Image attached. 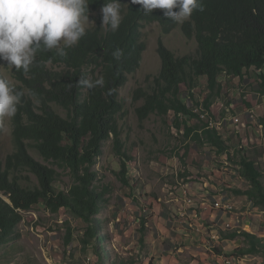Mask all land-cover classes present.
I'll return each mask as SVG.
<instances>
[{
    "label": "rangeland",
    "instance_id": "1",
    "mask_svg": "<svg viewBox=\"0 0 264 264\" xmlns=\"http://www.w3.org/2000/svg\"><path fill=\"white\" fill-rule=\"evenodd\" d=\"M127 4H120L121 11L126 9ZM98 20H102V12L89 7L90 22L86 29L95 28ZM184 22L178 23L167 35L158 23L144 26L142 41L146 50L140 68L128 76L126 84L120 89L123 116L119 125L123 152L130 161L125 163L127 173L123 175L124 159L116 152L113 142L108 141L96 166L99 178L96 185L107 190L105 198L108 201L99 216L101 235L104 237L101 246L108 256L103 264H217L214 256H222L233 264H264L262 254L239 259L237 249L246 247L242 237L225 240L226 233L217 231L218 240L211 239V234L217 233L218 224L224 220V212L217 210L216 205L229 204L231 211L227 218L230 224H238L240 218L250 223L251 232L248 233L264 240V211L255 207L248 197L237 194L251 188L240 174L242 157L256 163L264 185V88H260L262 81L254 70L249 71L244 82L223 78L222 96L210 108L216 125H219L217 130L227 144L226 154L198 144L192 137L186 139L180 131L174 133L172 114H169L166 124L156 115L141 122L136 114L143 101L134 100L135 92L147 90L161 71L160 42L176 57L197 55L196 40L187 39L182 32ZM41 55L47 57L42 52ZM44 63L45 69L50 72H60L64 68L52 58ZM33 65L25 74L23 70L8 67V63L3 61L0 72L10 80L15 91L23 93L20 105L26 104L36 115H40L42 103L38 91L42 90L40 86L45 84L46 76L39 73L32 75ZM181 90L183 101L192 109L199 107L197 105L207 95L204 80L193 98L186 94L184 86ZM50 106L62 117L66 116L65 111L55 103ZM248 111H254V120L248 119ZM228 118H239L240 124L226 123ZM195 124L202 125L199 122ZM14 151L13 123L12 118H8L0 131V162H5ZM29 154L40 164L54 167L45 162L35 149H29ZM56 171L55 188L67 191L72 185L68 172ZM23 177L24 183L37 186L38 180L34 175L26 172ZM123 177L127 183H124ZM187 183L191 192H186V198L192 200L198 201L202 197L200 194H205V186L212 191L205 196L211 205L209 212L201 211L197 206H184L182 189ZM193 186L202 189L199 196L192 194ZM1 198L9 202L2 194ZM193 212L198 214V218L189 214ZM182 213L187 215L182 216ZM22 215L23 221L18 227L21 239L0 249V264H101L93 247L84 249L81 244L87 225L68 211L52 214L39 204L29 212H22ZM225 228L227 225L222 227ZM234 230L236 228L229 232ZM69 231L73 234V241L66 245ZM161 231L166 234L163 238ZM208 236L211 246L203 245L204 238Z\"/></svg>",
    "mask_w": 264,
    "mask_h": 264
},
{
    "label": "trees",
    "instance_id": "2",
    "mask_svg": "<svg viewBox=\"0 0 264 264\" xmlns=\"http://www.w3.org/2000/svg\"><path fill=\"white\" fill-rule=\"evenodd\" d=\"M108 2L111 0H88L89 7L96 12ZM126 3L117 31H112L110 25L102 27V20H98L95 28L86 29L76 46L64 48L65 56H60L56 49L38 51L31 73L46 76L45 84L40 86L42 90L38 91L42 114L36 115L26 104L18 105L12 118L15 151L5 162H0V197L2 194L9 200L0 198V249L21 239L18 227L23 221L22 212L43 204L52 214L65 210L84 222L87 228L81 244L84 249L93 247L98 261L106 263L108 256L101 246L104 237L99 216L108 202L107 190L96 185L99 179L96 166L104 154V144L112 141L116 152L124 159L122 174L126 175L125 163L130 158L123 152L119 125L123 116L120 89L128 76L140 68L146 50L142 41L144 26L158 23L165 35L178 26L164 16L162 9L145 15L139 4L120 0V4ZM203 4L204 10L194 11L181 27L187 39L196 40L197 55L176 57L160 42L161 71L147 90L135 92L134 100L143 101L136 114L141 122L156 115L165 124L172 114L173 127L180 131L184 126L186 139L192 137L198 144L226 154L227 144L217 129H206L203 124L188 127L187 122L180 119V116L194 117L193 109L182 99L181 87L193 98L204 80L207 95L202 104L209 112L213 102L222 96L223 78L244 82L249 71L254 70L262 81L260 88H264V0H203ZM118 48L123 53L119 60L112 55ZM49 58L59 62L63 70L47 71L44 62ZM2 65L3 60H0V71ZM83 79H103L104 84L89 89L80 84ZM51 103L63 109L66 116L53 111ZM29 149H35L56 169L37 162ZM240 166V174L251 188L237 194L248 197L255 207L264 211V185L256 163L242 157ZM57 169L68 172L71 178L72 185L67 191H58L54 186ZM26 172L37 177V186L23 182ZM122 179L127 183L125 177ZM223 233H226L225 240L244 239L246 247L236 251L239 259L257 254L264 256V240L257 235L236 230ZM72 241L73 234L69 231L65 243L69 245Z\"/></svg>",
    "mask_w": 264,
    "mask_h": 264
},
{
    "label": "clouds",
    "instance_id": "3",
    "mask_svg": "<svg viewBox=\"0 0 264 264\" xmlns=\"http://www.w3.org/2000/svg\"><path fill=\"white\" fill-rule=\"evenodd\" d=\"M139 4L145 15L162 9L164 16L176 23L191 18L194 11H203V0H131ZM102 27L110 25L117 31L122 22L120 0H111L102 8ZM88 0H0V60L8 67L25 74L30 71L38 51L58 50L76 46L86 34L89 23ZM94 22V21H92ZM63 45V48L61 47ZM119 60V48L112 53ZM80 84L91 89L103 86V79H83ZM23 93L17 92L8 78L0 75V127L13 118Z\"/></svg>",
    "mask_w": 264,
    "mask_h": 264
},
{
    "label": "built area",
    "instance_id": "4",
    "mask_svg": "<svg viewBox=\"0 0 264 264\" xmlns=\"http://www.w3.org/2000/svg\"><path fill=\"white\" fill-rule=\"evenodd\" d=\"M194 117L192 118H185L183 116H180L181 120H185L187 122V126L188 127H194L196 124V122H199L201 124H203L205 126L206 129L209 130H216L218 128L219 125H216V121L213 117V115H211V112L207 111L204 107L203 104H199V107H197L196 109L192 110ZM247 113V117L248 119L254 120L255 119V113L254 111H248ZM174 119V117H173ZM233 122L234 124H240V119L239 118H235L234 120L231 119H227L226 123H230ZM172 129L174 130V133H176L177 129H175L174 127H172ZM185 132V128L184 126L182 127V129L180 130L181 134H184ZM201 131H199V133H201ZM178 133V132H177ZM215 191V190H214ZM186 192H191L190 186L189 184H186L183 189H182V194L185 196V200L184 203L186 206L191 207V206H195L194 202H188V200L186 199ZM212 191H210L209 189H207V186H205L204 189V193L205 196L211 194ZM3 196V195H2ZM230 206L229 204H224L223 206L221 205H216L217 210H220L224 215V220L223 223H221L220 225H218V228L216 229V232H220L222 231V227H224V225H232L233 228H236V232L240 233V232H251V225L248 222H244L239 218V223L238 224H230V220L229 218H227V214H229L230 211ZM194 215L196 218H198V214L196 212L193 213H189ZM187 215V213H182V216ZM218 232L216 233V237L219 238V234ZM206 245L211 246L210 245V237L207 238V242ZM217 259L220 260L222 262V264H233L231 260H224V258L222 256H217Z\"/></svg>",
    "mask_w": 264,
    "mask_h": 264
},
{
    "label": "crops",
    "instance_id": "5",
    "mask_svg": "<svg viewBox=\"0 0 264 264\" xmlns=\"http://www.w3.org/2000/svg\"><path fill=\"white\" fill-rule=\"evenodd\" d=\"M188 184V183H187ZM189 186H190V184H189ZM195 186V185H194ZM193 186V187H194ZM202 192V189L200 188V187H194L193 189H192V194L194 195V196H199V192ZM202 197H199V199H198V201H196V200H192V199H190V198H186L187 200H188V202L189 201H191V202H193L194 201V204H195V206H197V207H200V209H201V211L203 210L204 212H206V211H208L209 212V210H211V205L209 204V202L205 199V194H200ZM196 202V203H195ZM198 202V203H197ZM184 206L186 207V205L184 204ZM188 207V206H187ZM221 223H219L218 225H220ZM189 230V229H188ZM187 230V231H188ZM191 231V230H190ZM203 231V230H202ZM216 231V230H215ZM161 234V238H163L164 237V235H166V234H164V231H161L160 232ZM211 233H213V232H211ZM185 236H187V235H185ZM209 237V236H208ZM207 237V238H208ZM207 238H204V240H203V245H206V242H207ZM154 243L156 242L155 240H152ZM214 259L216 260V262H217V264H222V262L220 261V260H218L217 259V256H214Z\"/></svg>",
    "mask_w": 264,
    "mask_h": 264
},
{
    "label": "bare ground",
    "instance_id": "6",
    "mask_svg": "<svg viewBox=\"0 0 264 264\" xmlns=\"http://www.w3.org/2000/svg\"><path fill=\"white\" fill-rule=\"evenodd\" d=\"M0 198H1V197H0ZM189 202H191V201H189ZM230 211H231V207H230ZM232 223H233V222H232ZM232 229H233L232 225H227V228L222 229V231H223V232H229V231H232ZM211 239H212V240H218V237H216V233L211 234Z\"/></svg>",
    "mask_w": 264,
    "mask_h": 264
}]
</instances>
